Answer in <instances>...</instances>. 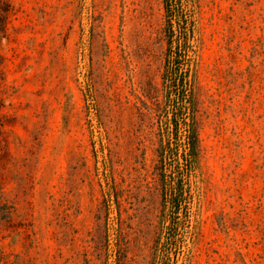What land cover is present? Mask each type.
<instances>
[{"label": "rangeland", "instance_id": "obj_1", "mask_svg": "<svg viewBox=\"0 0 264 264\" xmlns=\"http://www.w3.org/2000/svg\"><path fill=\"white\" fill-rule=\"evenodd\" d=\"M1 253L264 264V0H0Z\"/></svg>", "mask_w": 264, "mask_h": 264}, {"label": "trees", "instance_id": "obj_2", "mask_svg": "<svg viewBox=\"0 0 264 264\" xmlns=\"http://www.w3.org/2000/svg\"><path fill=\"white\" fill-rule=\"evenodd\" d=\"M191 95H189L187 97V99L190 98ZM194 119H192L190 122H188V127L190 128V137H189V153H190V157H194L196 155V144H197V135L195 132V128H194ZM176 194H178V191L176 190ZM7 214L9 212V210L6 211ZM0 264H21V260H19V256H16L15 259H12L11 255L5 254V253H1L0 254Z\"/></svg>", "mask_w": 264, "mask_h": 264}]
</instances>
